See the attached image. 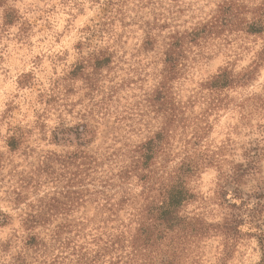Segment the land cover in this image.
<instances>
[{"label":"clouds","instance_id":"clouds-1","mask_svg":"<svg viewBox=\"0 0 264 264\" xmlns=\"http://www.w3.org/2000/svg\"><path fill=\"white\" fill-rule=\"evenodd\" d=\"M0 264H264V0H0Z\"/></svg>","mask_w":264,"mask_h":264}]
</instances>
